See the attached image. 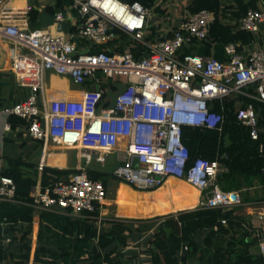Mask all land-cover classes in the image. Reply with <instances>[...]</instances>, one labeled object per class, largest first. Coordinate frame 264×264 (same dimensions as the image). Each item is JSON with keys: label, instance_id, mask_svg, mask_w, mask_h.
Masks as SVG:
<instances>
[{"label": "built area", "instance_id": "1", "mask_svg": "<svg viewBox=\"0 0 264 264\" xmlns=\"http://www.w3.org/2000/svg\"><path fill=\"white\" fill-rule=\"evenodd\" d=\"M9 1L0 0V45L16 84L28 93L0 112L22 118L25 132L42 141L39 171L51 143L75 150L78 158L77 171L66 180L44 190L32 187L36 204L78 215L85 211L100 215L106 187L89 177L81 159L104 163L110 154L118 160L112 173L134 189L151 191L174 177L203 194V207L229 208L239 201L237 191L225 192L216 184L218 173L225 170L219 161L197 157L187 166L181 130L183 125L218 127L221 115L211 110L213 99L243 94L264 102V0H255L256 7H248L232 24L251 32V43L223 44V58L191 47L208 39L211 24L222 20L221 8L228 0H219L218 14L186 9L177 24L167 20L162 31L150 30L154 5L69 0L77 18L74 30L67 32L29 28L26 19L12 17L15 12ZM31 8L29 3L26 10ZM237 8L236 4L226 9L225 16L231 17ZM64 19L63 11L57 10L54 23L59 25ZM255 38L263 39V45H257ZM47 72L79 86V97H47ZM119 82L124 89L115 88L118 94L109 107L107 91ZM250 85H255L256 94L245 90ZM236 116L249 127L250 137L257 139L260 127L253 104L239 107ZM5 128L10 129L9 123ZM15 189L11 177L0 175V200L14 199ZM221 222L226 224L225 219ZM255 235L264 257V236Z\"/></svg>", "mask_w": 264, "mask_h": 264}, {"label": "trees", "instance_id": "2", "mask_svg": "<svg viewBox=\"0 0 264 264\" xmlns=\"http://www.w3.org/2000/svg\"><path fill=\"white\" fill-rule=\"evenodd\" d=\"M123 1H138L144 6H152L156 0ZM235 2L238 8L232 14L236 19L248 7H256L255 0ZM61 3L62 0H55L48 6L53 16L61 8ZM219 8V0H192L188 5L191 12L209 9L218 14ZM37 13V9L32 6L28 12L29 22L36 18ZM70 30L73 31L74 27ZM252 39L251 32L216 19L210 26L208 39L203 43L209 49L213 43L234 42L245 45L250 44ZM2 74L0 72V88L3 89L9 81L2 79ZM245 90L256 94L255 85ZM14 102L16 100L11 104ZM248 103L253 104L258 115L260 131L257 139L250 137L249 127L236 116L239 107ZM210 108L221 115L218 127L182 126L181 140L188 150L187 166L197 157L217 160L225 167L216 177V184L222 191L241 192L254 185H260L264 190V131L261 130L264 127V102L240 94L213 99ZM7 122L12 130L25 123L13 114L7 116ZM37 167L21 158H5V164L0 167V175L13 179L16 185L14 199L32 202L30 191L38 180L40 189L44 190L58 180H66L69 174L77 171L76 168L43 165L39 172ZM87 173L90 178L100 180L105 187L109 179L116 178L111 171L97 168H89ZM168 180L171 181V188L167 191L162 190L164 184L151 191L136 190L125 183L116 189L114 201L119 215L156 216L102 218L98 211H85L73 219L70 228H65L64 232L75 235L83 243H91L89 256L78 258L73 264H137L140 253L149 255L148 262L144 264H188L190 257H197L198 264H264L255 235L256 232L261 233V230L252 227L246 217L235 213L240 206L187 209L198 202V189L184 182H174L171 178ZM247 199L244 197L243 200ZM175 210L179 211L171 212ZM24 218L29 222L31 220L29 216ZM221 219H225L226 224ZM29 232L27 229L18 237V256L22 260L29 258ZM130 242L134 243L135 248L128 247ZM184 245L187 249H183ZM44 251L48 250L37 246L35 260L37 253ZM5 254L0 245V259ZM52 263L47 261V264Z\"/></svg>", "mask_w": 264, "mask_h": 264}, {"label": "crops", "instance_id": "3", "mask_svg": "<svg viewBox=\"0 0 264 264\" xmlns=\"http://www.w3.org/2000/svg\"><path fill=\"white\" fill-rule=\"evenodd\" d=\"M54 1L55 0H10L9 5L13 8V12H15L12 17L18 20L26 19L27 26L31 29H49L54 32L59 28L66 32L71 31L70 29L74 27L73 21L77 18V11L71 7L69 0H62L59 10L63 11L65 19L60 22L59 25H56L54 23V16L48 8ZM191 1L192 0H156L154 3L156 13L151 21L150 30L162 31L167 20L173 25L177 24L183 12L188 9V5ZM29 3L38 11L36 18L32 22H29V10H26ZM224 5L225 8H221V15L224 18H222L221 22L232 25L235 17L233 14L231 17L225 16V10H231V8L236 5V2L235 0H228ZM162 19L165 21L163 22ZM255 39H258L257 45H263V39ZM78 40L81 43L83 42L81 38ZM0 43H2V41H0ZM222 45L223 44L220 43H213L208 49L206 48L207 46L202 43L200 46L191 48L198 52H206L218 58H222L224 57ZM1 56L2 54L0 53V72L3 73L2 79L8 80L9 84L5 85L3 89L0 88V109L9 106L15 100L17 101L25 98L28 93L27 88L20 87L16 84L13 74L9 69V58L5 56V58L1 59ZM46 81L49 87L46 92L47 97H79L80 95V87L73 85L67 77L47 72ZM6 123H8L7 117L0 112V167L5 164L6 157L21 158L38 165L42 157V141L30 137L23 129V125L16 126L13 130L11 128L7 130L5 128ZM261 130L264 131V127H261ZM9 131L13 132L11 136H8ZM51 145L52 146L48 149L49 152L47 151L44 155V165L59 168H68L67 166L71 164H74V166L77 165V155L74 159H71V155L68 154V152H57L55 150L62 149L56 147L53 143H51ZM170 178L174 182H186L182 179ZM35 187L36 189L40 188L39 180ZM201 194L202 193L199 191L196 205L187 209L205 208L203 206L199 207L198 205L201 197H203ZM237 194L239 201L234 205L240 206V208H238L235 213L239 216L246 217L248 223L251 224L252 227L261 230V235L264 236V190L262 186L254 185L241 192L237 191ZM244 197L248 199L244 201ZM106 206L107 200L100 212V217L102 218L113 216L106 214ZM179 210H175V212ZM25 216L30 217V222L24 218ZM78 216V214L70 210L58 207H42L36 204L34 200L32 202L17 199L0 200V245L6 253L5 257L0 259V264H47V261H52V264H73L76 259L89 256V246L91 243H83L79 241L75 235L64 232L65 228H70L71 221ZM27 229L30 231V253L28 260H22L18 256L20 252L18 237L23 234V232L27 231ZM5 236H9L11 241L4 242L3 238ZM133 244V242H130L128 247L135 248ZM37 246H42L50 252L44 251L39 254L37 253V260H35L34 257ZM61 252L63 254H60ZM139 257L140 259L137 260V264H144L149 260V255L146 253H140ZM187 262L188 264H198V259L197 257H190Z\"/></svg>", "mask_w": 264, "mask_h": 264}, {"label": "rangeland", "instance_id": "4", "mask_svg": "<svg viewBox=\"0 0 264 264\" xmlns=\"http://www.w3.org/2000/svg\"><path fill=\"white\" fill-rule=\"evenodd\" d=\"M0 48L2 49L1 45ZM4 51V50H3ZM1 53V51H0ZM6 54L4 52V58H5ZM57 152H68V154L71 155V159L75 158V156L77 155L76 151L74 150H66V149H62V150H55ZM69 155V156H70ZM118 164V160L116 158L115 154H110L106 157L104 163H101L99 161H97L95 158H92L90 161H86L85 158L81 159V165L83 167H85L86 171L89 168H97V169H101V170H105V171H111L116 167V165ZM67 167H71V168H76V166H74V164L68 165ZM121 183H125L127 184L125 181L123 180H118V179H109L107 182V186H106V191H107V196H106V200H107V209H106V214L108 215H113V216H117V217H127V218H149V217H153V216H148V217H132V216H122L119 215L117 213V207H116V202L114 200H116V189L119 187V185ZM171 188V181H166L162 187V190L167 191ZM143 191H147V190H143ZM199 193V191H198ZM203 194H201L202 196ZM202 199V197H201ZM199 207H201L202 205L199 202ZM171 212H175V211H171ZM169 213V212H168ZM166 214V213H164ZM159 215H163V214H159Z\"/></svg>", "mask_w": 264, "mask_h": 264}, {"label": "water", "instance_id": "5", "mask_svg": "<svg viewBox=\"0 0 264 264\" xmlns=\"http://www.w3.org/2000/svg\"><path fill=\"white\" fill-rule=\"evenodd\" d=\"M0 51H1V54H2L1 59H3L4 58V51L1 48H0ZM115 88H117L121 92L124 89V84L122 82L114 83L113 84V87H110L108 89L107 93H108V95L110 97L109 107H112L114 105L116 96L118 94L117 91L115 90ZM12 134H13L12 131H9L8 132V136H11ZM227 142H229V141L227 140ZM231 197L232 198H235L236 197V194L235 193H232L231 194Z\"/></svg>", "mask_w": 264, "mask_h": 264}, {"label": "bare ground", "instance_id": "6", "mask_svg": "<svg viewBox=\"0 0 264 264\" xmlns=\"http://www.w3.org/2000/svg\"><path fill=\"white\" fill-rule=\"evenodd\" d=\"M186 185H190V184H188V183H186V182H184ZM190 186H192V185H190ZM196 205V204H195ZM195 205H193V206H191L190 208H192V207H194Z\"/></svg>", "mask_w": 264, "mask_h": 264}, {"label": "snow or ice", "instance_id": "7", "mask_svg": "<svg viewBox=\"0 0 264 264\" xmlns=\"http://www.w3.org/2000/svg\"><path fill=\"white\" fill-rule=\"evenodd\" d=\"M105 6H107V5H105Z\"/></svg>", "mask_w": 264, "mask_h": 264}]
</instances>
